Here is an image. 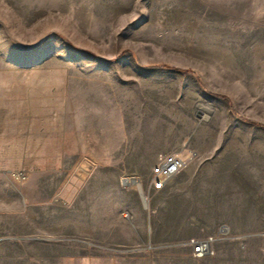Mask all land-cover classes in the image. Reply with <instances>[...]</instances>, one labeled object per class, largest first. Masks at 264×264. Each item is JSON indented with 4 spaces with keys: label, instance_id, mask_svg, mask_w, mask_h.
Wrapping results in <instances>:
<instances>
[{
    "label": "crops",
    "instance_id": "1",
    "mask_svg": "<svg viewBox=\"0 0 264 264\" xmlns=\"http://www.w3.org/2000/svg\"><path fill=\"white\" fill-rule=\"evenodd\" d=\"M138 7L0 0V163L28 171L19 185L0 177V264H253L248 239L264 244V21L251 22L250 38L249 23L236 22L234 52L213 56L214 71L228 75L226 103L206 97L204 84L190 95L188 80L179 93L158 92L154 71L131 77L105 62L158 23L154 6ZM135 61L149 60L118 59ZM213 101L207 114L224 108L222 128L194 116ZM168 152L185 164L147 206L118 184ZM80 158L89 169L76 181ZM54 162L64 169H46ZM220 225L231 238L190 259L183 241Z\"/></svg>",
    "mask_w": 264,
    "mask_h": 264
},
{
    "label": "rangeland",
    "instance_id": "2",
    "mask_svg": "<svg viewBox=\"0 0 264 264\" xmlns=\"http://www.w3.org/2000/svg\"><path fill=\"white\" fill-rule=\"evenodd\" d=\"M42 1L50 2V0ZM76 1L83 2V0ZM127 1L129 0H87L89 5L91 2L94 10L98 13H102L101 6L126 5ZM130 1L133 2L135 6L139 5L141 8L138 7V9L140 8L142 12L145 11L144 6H154V8H156V14L154 16H156L158 23L156 26H147L139 33L135 32L130 38H128L129 44H127L124 49L118 50L114 57L105 60V62L117 65V67L113 69L122 70L127 74L126 76L131 77L134 76L133 71L135 69L154 71L155 75L147 78L155 84L158 92L163 91L172 94L179 93L182 91V81L188 80L187 83L190 88V95L192 93V96H196L194 94L196 93V90L192 89H196L197 85L202 86L204 84L206 97L211 98L216 96L215 99L220 98L222 101L228 103V75L226 71L220 73L214 71V63L212 61L213 56H222L234 52V46L229 41V38L230 36L234 37V33L233 35H230V29L235 28L236 22L240 23L247 21L249 23L247 27L249 29L248 37H252L253 26L251 25V22L264 21V0ZM132 16L133 15L130 13L127 16V19ZM159 19H161L163 23H160ZM78 29L81 28L78 26ZM73 32L76 34L78 41H85L83 30H76ZM80 47L81 46H72V48L77 51V55L83 57L85 56L84 54H94V51ZM97 47L103 48V46L100 45H97ZM129 53L139 55L141 60L149 61L125 62V66L121 67V63H118V59H120L122 55ZM78 61H80V63L78 62L76 69L77 71L81 70L84 73V70L86 69L84 64L87 60L84 58L80 59L78 56ZM221 64L227 67V63ZM104 76L107 77L108 74H105ZM112 80H116V78L113 77ZM213 105H215L214 101L213 103L206 104L208 108H197L194 111V116L198 115V117H201L203 114H206L205 116L207 118L208 116L212 117L207 114V111L208 109L210 110ZM225 112L224 108L213 112L214 115L212 118L216 119L215 121L218 123L217 127L222 128L223 124L226 122L224 117ZM83 161L87 160L85 158H80L73 166L72 169H74L73 171H75V173ZM156 161L157 159H148L146 165L138 164L137 169H142L138 173H120L117 177L118 184L120 185L119 176L122 174H136L147 181L150 176L151 167ZM20 165L21 163L17 162L8 168L7 165L0 163L1 180L4 177L8 179L9 176L14 183L19 185L28 172L27 170H23L24 168ZM46 169H64V166L58 162H54L49 163ZM19 174H23V178H19ZM76 177V181L80 180L79 176L76 175ZM63 186L64 185H62V187ZM152 195L153 193L149 195L146 206L149 204V199ZM156 203H159L158 207L163 209L161 199L156 200ZM187 239L183 241L184 244ZM261 239L264 241V238ZM247 245L249 249L248 251L253 259V264H264V246H262L264 244L261 245L260 239L255 237L250 238L248 239ZM130 254L132 255V253ZM134 255L136 254L134 253ZM188 257L192 259L190 253ZM52 262L53 261H49L48 263L50 264Z\"/></svg>",
    "mask_w": 264,
    "mask_h": 264
},
{
    "label": "built area",
    "instance_id": "3",
    "mask_svg": "<svg viewBox=\"0 0 264 264\" xmlns=\"http://www.w3.org/2000/svg\"><path fill=\"white\" fill-rule=\"evenodd\" d=\"M184 164L185 159L179 153H168L158 158L156 163L151 167L150 176L147 181L136 174H122L119 176V183L123 187L138 191L143 203L146 204L149 195L162 189L180 171ZM224 238H231L230 232L226 225H220L214 234L189 238L185 244L190 247L191 258L200 259L206 255L213 254V244L218 239Z\"/></svg>",
    "mask_w": 264,
    "mask_h": 264
},
{
    "label": "bare ground",
    "instance_id": "4",
    "mask_svg": "<svg viewBox=\"0 0 264 264\" xmlns=\"http://www.w3.org/2000/svg\"><path fill=\"white\" fill-rule=\"evenodd\" d=\"M89 169V164L87 161H83L79 167L77 168V171H76V175L79 176L80 178H83L84 175L86 174L87 170ZM19 178H23L22 176H24L23 174H19L18 175Z\"/></svg>",
    "mask_w": 264,
    "mask_h": 264
}]
</instances>
